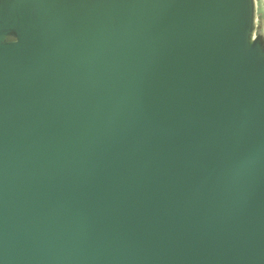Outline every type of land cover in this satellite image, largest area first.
<instances>
[{
    "label": "water",
    "instance_id": "water-1",
    "mask_svg": "<svg viewBox=\"0 0 264 264\" xmlns=\"http://www.w3.org/2000/svg\"><path fill=\"white\" fill-rule=\"evenodd\" d=\"M258 15L0 0V264H264Z\"/></svg>",
    "mask_w": 264,
    "mask_h": 264
},
{
    "label": "rangeland",
    "instance_id": "rangeland-1",
    "mask_svg": "<svg viewBox=\"0 0 264 264\" xmlns=\"http://www.w3.org/2000/svg\"><path fill=\"white\" fill-rule=\"evenodd\" d=\"M259 2V15H258V19H259V27L261 29H258V33L257 34H262V30L264 29V11H263V8H262V4H261V1L258 0Z\"/></svg>",
    "mask_w": 264,
    "mask_h": 264
}]
</instances>
